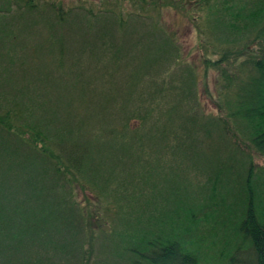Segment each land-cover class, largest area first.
<instances>
[{
	"label": "trees",
	"instance_id": "16d2710c",
	"mask_svg": "<svg viewBox=\"0 0 264 264\" xmlns=\"http://www.w3.org/2000/svg\"><path fill=\"white\" fill-rule=\"evenodd\" d=\"M106 1L107 6L94 7L90 3L87 5L86 0H72L66 10L62 2L40 6L36 0H8L7 6L0 7V43L7 44L9 68L17 70L14 74L8 68L7 76L3 77L0 69V81H10L9 84L14 85L8 91L16 90L10 97H5L0 87V252L6 248L8 252L18 248L19 241L23 242L28 235L42 244L38 246L50 244L48 248L51 247V252L60 258L79 255L80 264H89L91 251L83 245L89 235L88 221L83 207L75 201L73 186L89 188L86 183H93L106 170L112 174L117 169L116 162L118 165L127 162L131 168H147L151 160L157 161V155L161 158V154L170 148V155L174 158L190 163L203 162L202 168L194 169L192 173L196 177L210 175L214 162L217 163L212 181L202 184L206 187L203 189L212 193L223 178L219 165L241 162L242 158H237V154L240 157L245 155L244 186L237 188V194L245 196L247 202V207L244 203L240 232L243 240L249 242L250 264H264V211L254 205V195H258L259 190L257 184L254 185L255 167L248 152L253 150L264 158V0H199L201 6L198 5V10L200 8L205 15L202 18L204 26L197 28L204 45L200 49L194 45L198 50V63L191 69L179 55V40L173 34H167L166 40L159 41L153 34L151 37L156 39H150L149 31L140 38L142 28L138 25L147 26L141 22L144 17L154 20V32L165 34L156 22L163 11L184 12L178 8V0ZM11 7L18 12L14 17H10ZM45 11L62 24L69 17L104 18L106 41L89 54L91 59L104 56L107 65L116 67V96H107L99 102L116 105L115 112H112L122 115L119 124L110 119V125H106L104 120L107 118L104 115L99 118V110L105 114L108 107H97L98 110L81 118L80 110L71 101L67 104V101L62 103L63 100L46 101L43 96H34L33 91L28 93L29 82L22 79L25 70L21 66L26 62L27 69L32 56L30 54L21 62L11 57L21 37L15 35L12 26L25 15L42 18ZM10 18L15 23L10 22ZM18 29L21 34L24 32L20 26ZM113 35L116 45L111 42ZM28 49L32 52L39 50L32 45ZM48 52L58 67L79 58L73 56L69 59L67 49L63 52L53 48ZM172 55L182 67L176 78L162 74L160 67ZM1 62L0 53V65ZM119 64L123 70L118 68ZM213 72L217 75L213 98H217L218 111L222 113L204 114L193 108L195 92L191 91V85L199 76L203 78L205 73ZM177 80L178 84L175 83ZM180 98L181 103L175 101ZM86 99L83 94L82 100L77 101L82 108ZM72 106L73 110L70 109ZM64 109L70 111L66 123L60 119ZM130 120L136 121L137 127L131 128ZM192 121L197 124L192 123L190 128L188 124ZM95 127L100 128V133ZM213 128L226 145L225 149L219 148L218 155L213 152L214 137L209 131ZM197 130L204 133L202 146ZM227 177L223 180H228ZM236 177L239 178V173ZM226 193L229 192L226 190ZM4 196H8L10 205L5 204ZM105 211L110 216L106 214L94 222L95 234L86 245L91 241L92 247L98 234L101 237L105 236L103 233L107 234L101 226L116 214L113 215L110 209ZM73 212L80 217L79 225L70 224L75 219ZM23 226L41 227V230L21 235L19 231ZM70 236L71 239L66 241L65 237ZM108 236L112 235L108 233ZM130 239V234L125 232L118 236L117 243L109 238V254L119 256L125 264H197V259L176 241L159 238L149 240L144 250L131 249L130 256L127 251L119 249L120 243ZM34 260L40 264L38 259ZM28 262L23 260L20 264H32Z\"/></svg>",
	"mask_w": 264,
	"mask_h": 264
},
{
	"label": "rangeland",
	"instance_id": "374dc122",
	"mask_svg": "<svg viewBox=\"0 0 264 264\" xmlns=\"http://www.w3.org/2000/svg\"><path fill=\"white\" fill-rule=\"evenodd\" d=\"M36 1L40 6L53 2L59 5L62 2L63 8L66 10L70 7L69 3L72 0ZM86 1L87 5L90 3L94 7L109 4L106 0ZM6 2L8 0H0V7H3V4L7 6ZM199 3V0H178V8L183 9L184 12L175 11L174 9L163 11L156 24L161 25L165 34L154 32V20L144 17L141 22L147 24V26L138 25L142 28L140 38L149 31L151 33L148 37L150 39L158 37L159 41L166 40L169 35L173 34L179 40V55L182 56L185 64L187 63L186 66L191 69L198 63V50L195 49L194 45L197 44L199 49L200 46L204 45L203 37L199 33L204 26L202 18L204 19L205 12H202L200 8L198 10V5L201 6ZM178 8L177 10H179ZM17 13L15 8L11 7L10 17L16 16ZM103 20L102 17L100 19H85V17L79 16L76 18L69 17L67 22L62 24L56 22L52 15L46 11L42 18L25 15L22 20L17 19L15 26H12L15 35H21V37L19 36L18 44L15 46V51L11 54V57L16 59L17 62H21L30 54L32 56V61L27 69L26 62H23L21 66L25 70V72H22V74L25 73L22 75V79L29 82L27 87L29 88L27 89L29 94L30 91H33L34 96H43L42 99H46V101L56 100L59 102V100H63L62 103L67 101L65 104L71 101L80 110L81 118H86L87 114L98 110L97 107H108L105 114L99 110L98 116L101 118L104 115L107 118L104 122H106V125H110V119L119 124L122 115L114 113L116 105L112 106L107 102L101 103L99 101H103L107 96L115 98L116 67L107 65L104 56L91 59L89 54L93 50L102 47L106 41ZM10 22L15 23L11 21V18ZM19 26L24 30L22 34L18 29ZM197 27H200L199 32ZM152 34L156 37H151ZM22 35L24 36L22 37ZM114 37L115 35L111 37L112 45L117 44ZM29 45L39 48V50L32 52L28 49ZM252 47L254 48V46ZM7 48V44L2 41L0 43V53L3 62H1L0 69L3 77L7 76L9 68ZM53 48H57L58 51L63 50V52H66L67 49L66 56L69 59L73 56L79 58L76 60L75 57L62 67H58L53 55L48 52ZM168 57L165 63L160 66L163 69L162 74L165 73L167 77L176 78L178 70H181L182 67L176 63L175 56ZM75 61H77L76 65L73 64ZM124 62L126 65L127 61ZM120 64L118 68L123 70L124 67H120ZM9 70L14 74L17 71L16 68L15 71L10 68ZM216 76L215 72L213 74L205 73L203 78L199 76L196 83L194 81L191 85V91L195 92V99L192 100L195 110H202L204 114L222 113L218 111L217 98H213ZM163 81L165 82V79ZM9 82L0 81V87L4 90L5 97H10L14 91L16 92L14 89L8 91L14 85L13 83L9 84ZM160 83L163 82L160 81ZM175 83L178 84L179 81L177 80ZM82 91H84V96L87 97L83 108L79 103L83 98ZM175 101L181 103L182 98ZM136 104L139 105V102L136 101ZM181 107H184V105ZM66 108L68 110V107ZM73 108L74 106L70 107L71 110ZM67 110L64 109V115L60 113V119L63 123L70 119V111ZM184 115L186 116V113ZM192 123L197 124L193 121L190 122L188 124L190 128ZM130 126L131 128L137 127V122L130 120ZM95 130L99 132L100 128L95 127ZM209 131L214 137L213 152L218 155L219 148H226L225 142L219 139L217 136L219 133L214 131V128ZM197 133L201 137L200 144L202 146L204 133L200 130H197ZM173 143L171 142V144ZM248 152L255 167L253 171L254 185L257 184L259 190V194L256 195L255 193L254 195V205L258 210L264 211V158L253 150ZM170 153L171 149L169 148L167 153L161 154V158L153 154L157 161L151 160L149 167L143 169L140 167L139 169L138 166L128 167L126 161H124L126 166L124 164L118 165L119 162H116L117 169L112 174L106 173V170L102 175L97 176L93 183H86L89 188L83 189L79 185L73 186L75 201L83 207L88 221L89 235L85 238L86 243L95 234L93 231L95 228L94 222L108 214L105 209L112 210L113 215L116 214L115 217L111 216L106 219L107 222L104 221L101 226L107 230V234L103 233L106 237H101V234H98L95 240L92 241V247L91 241L89 245L83 244L91 251L92 257L90 255L89 264H125V261L119 256L114 257L109 254V250H111L109 238L117 243L118 236L124 235V232L130 234L132 239L120 243L119 249L120 251H127L130 256L129 251L131 249L144 250L149 240L152 242L155 238H159L164 241H176L187 253L197 259V264H237L238 262V264H250L249 247H247L249 242L243 240L240 232L244 203L247 207V202H245V196L237 194V188L244 186L245 173L243 171L247 163L245 155L243 154L240 157L237 154V158H242L241 162L234 161L230 164L219 165L223 178L220 179L219 184L217 183L216 191L212 193L209 189H203L206 187H203L202 184L206 183L207 180L212 181V172L216 171V162H214L213 170L210 169L209 171L210 175L196 177L192 173L194 169L202 168L203 162L190 163L180 158H174ZM200 153L202 157L201 150ZM148 154L151 157L150 152ZM235 155L234 153L233 157ZM201 157H193V159H201ZM238 173L239 178L236 177ZM225 176H228L226 181L223 180L226 179ZM79 179L84 182L81 178ZM225 187H227L228 194ZM7 197L4 196L5 204L8 202ZM7 205H10L9 202ZM72 215L75 219L70 224L79 225L80 217L75 216L77 215L75 212ZM20 230V234L24 235L27 232L41 230V227L23 226ZM108 233L112 236H108ZM25 236L27 237L23 242L19 241L18 243V246H22V248L18 247L11 252L6 251V248L3 252H0V264H20L23 260L27 263L30 261L32 264H38L34 259H38L37 261L40 264H80L79 255H76L77 259L75 256L60 258V255L51 252V247L48 248L50 244L41 247L37 245L40 242L34 236ZM65 239L69 241L71 236L70 238L65 237ZM40 245L42 244L40 243ZM54 245L57 247V244Z\"/></svg>",
	"mask_w": 264,
	"mask_h": 264
}]
</instances>
